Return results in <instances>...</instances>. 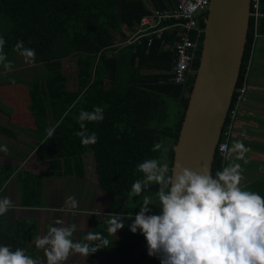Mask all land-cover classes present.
Wrapping results in <instances>:
<instances>
[{"label": "trees", "instance_id": "1", "mask_svg": "<svg viewBox=\"0 0 264 264\" xmlns=\"http://www.w3.org/2000/svg\"><path fill=\"white\" fill-rule=\"evenodd\" d=\"M146 1L158 8L176 3V0H0V37L6 41L7 60L14 63L13 67L19 66V53L14 50L17 41H23L25 48L35 50V62H29L35 68L34 74L27 86V109L32 125L27 122L22 128L37 140L32 147L35 160L46 165L43 174H38L20 169L18 163L23 162L26 155L25 158L18 157L19 152L15 149L2 154L17 163L0 162V198H8V182L15 176L17 206L29 210L42 208L45 205L44 176L82 178L86 170L84 155L92 154L98 188L106 193L110 202L113 198L118 202L117 210L104 214L99 224L92 223L91 234L102 233L110 242L108 247L98 249L87 258L92 259L113 248L118 258L109 264H138L149 256L145 237L139 230L135 233L130 230L131 222L124 220L125 226L113 236L107 232L106 220L114 214L127 217L131 213V217H135L145 196L153 203L157 202L156 185L149 186L140 196H129L133 182L143 179L137 165L146 159L161 160L162 150L153 152L151 148L154 142L163 143L169 138L172 141L168 148L171 167L173 145L194 81V76L184 84L169 81L175 53L161 43L163 40L172 45L174 33L165 32L163 39L155 40L148 47L145 43L118 47L117 40L123 41L126 31L134 30L141 17L149 13ZM261 9L264 12V0ZM199 24L204 27V19L201 18ZM256 31L264 35V18ZM254 33L250 18L235 88L242 85L247 74ZM202 40L203 34L198 54ZM106 51H114L113 56L107 57ZM71 55L75 56L76 64L74 90L67 87V77L62 69V59ZM198 62L197 57L196 69ZM234 95L235 91L223 131L234 106ZM174 104L176 118L170 121L169 110ZM95 106L103 107L104 119L88 122L87 127L90 133L97 134L98 141L83 146L80 138L74 135L79 130L77 117L81 110L91 111ZM16 107L9 105L7 113L16 112ZM48 127H55V132L47 141L45 129ZM0 134L10 139L18 138L15 128L2 123ZM222 168L223 159L215 151L211 165L213 175ZM243 189L264 197V179L249 182ZM148 207V214H160L158 206L149 204ZM12 209L0 216V246H10L13 251L23 249L38 261L45 254L37 247V220L15 218ZM87 243L95 245L98 241ZM138 245L144 251L134 256L132 249Z\"/></svg>", "mask_w": 264, "mask_h": 264}, {"label": "clouds", "instance_id": "2", "mask_svg": "<svg viewBox=\"0 0 264 264\" xmlns=\"http://www.w3.org/2000/svg\"><path fill=\"white\" fill-rule=\"evenodd\" d=\"M6 41L0 37V64L11 71L12 62L4 53ZM14 50L23 55L26 62H35V50L25 48L17 41ZM83 95V93H81ZM104 109L95 106L91 111L81 110L77 117L79 130L74 132L83 146L97 143L95 132H89L88 122H101ZM46 140L53 137L55 127H48ZM234 148L238 159H244L249 151L240 142ZM168 149L162 142H154L151 151ZM0 151L7 152L6 145ZM247 162V161H245ZM143 179L131 185L129 196H140L151 185H156L157 202L145 196L140 211L135 215L130 230H139L146 239L149 256L160 258L161 264H264V197L241 187L242 168L232 163L213 175L207 165L194 171L176 163L174 168L158 158L146 159L137 165ZM71 199V198H70ZM73 208L76 201L71 199ZM149 204L158 206L160 214H148ZM12 201L0 198V216L13 208ZM127 217L111 215L107 220V232L115 235L123 228ZM62 221L57 220L56 224ZM75 226L49 225L47 234L37 241L44 248L47 264H62L70 254L89 256L100 248H106L109 240L102 233L89 234L85 241H98L95 245L74 242ZM0 264H37L25 250L0 246Z\"/></svg>", "mask_w": 264, "mask_h": 264}, {"label": "rangeland", "instance_id": "3", "mask_svg": "<svg viewBox=\"0 0 264 264\" xmlns=\"http://www.w3.org/2000/svg\"><path fill=\"white\" fill-rule=\"evenodd\" d=\"M264 40V38H262ZM12 62V61H11ZM251 63V62H250ZM249 63V65H250ZM17 64L19 65V69L22 70L23 74L20 76L18 73V69L11 70L9 74L8 72H4V67L0 66V76H11L10 74L14 72L12 75L17 77L18 75L20 78H16L13 81L8 83L7 85H1V92H0V123L5 124L7 126L13 127L18 132L17 139H10L6 138L5 136L0 134V146L6 145L8 148L7 152L1 151V154H7L12 149H15L19 152L16 154L18 157L26 155L21 167L23 166L24 169H31L37 172H44L46 169V165L41 162H37L35 160L34 151L32 147L37 143L36 138L31 133H26L22 127H24L27 122H30L32 125V121L30 119V113L27 109V100H28V79L33 76L34 73H31L30 70L32 68L29 62H26L23 55H18ZM12 65L14 63L12 62ZM62 69L64 74L67 77V87L71 90L76 89V64H75V56L71 55L62 59ZM257 74L264 73V62H260L257 66H254L252 70H250V74L247 72L246 76H255V72ZM21 73V71H20ZM8 86V87H7ZM13 95V96H11ZM11 98H16V100H11ZM16 101V102H15ZM15 104L18 108L15 112L7 113L6 108L9 105ZM176 105L174 104L173 109L169 110V119L173 121L176 118ZM28 120V121H27ZM164 146L168 149L169 146L172 144V141L169 138H166L163 141ZM3 152V153H2ZM92 155V154H91ZM89 154L84 155L85 160V175L82 178H77L74 176H67V177H58V176H44V191H43V198L45 201V205L50 207L48 210V214L45 219V227L49 228V225L56 226V227H68V226H75V231L73 233L72 239L74 242H85L84 238L89 234V219L88 215L92 217L93 223L96 222L99 224L101 215L104 212L112 213L117 210V198H113V201L110 202L107 196L99 190L97 183H96V176L94 171V162L92 156ZM7 158V157H6ZM168 151L161 153V162L168 164ZM9 195L8 198L12 201L14 208L12 209V215L14 216L13 212L16 210L18 206H16L17 202V187L16 181L12 178V181L9 182ZM103 194V195H102ZM76 201V207L73 208L71 199ZM92 201V202H91ZM59 209H52L53 206H56ZM50 204V205H49ZM62 206V208H61ZM86 207H89L87 211ZM66 209V210H63ZM84 209V210H80ZM59 210L60 212L59 214ZM90 210V212H89ZM87 212L86 214H84ZM92 212H97L98 215L92 214ZM26 215L36 217L37 210L32 211H25ZM67 213V217H66ZM77 213L80 215H84L85 217L81 218L77 221ZM42 214L38 213L37 217L39 218L40 222L42 220ZM16 215L17 212H16ZM52 215V216H48ZM124 217V216H123ZM135 217H131V219H124L129 222H133ZM62 221L60 224H56V221ZM77 221V224L73 223ZM42 223V222H41ZM93 225V224H92ZM83 226V227H80ZM78 227V228H76ZM39 232L41 233L37 237V241L43 238L47 231L41 229L39 225ZM81 228H84L85 232L80 231ZM92 229V226H91ZM90 229V234H91ZM118 231V230H117ZM117 234V232H116ZM115 234V235H116ZM39 251L44 252V248L38 247ZM40 251V252H41ZM144 251L143 247L138 245L132 249L133 255L138 256ZM42 253V252H41ZM45 254V253H44ZM118 258L113 248L105 251L104 253L98 254L92 259L82 256L80 254H70L66 261H63L62 264H109L115 261ZM37 264H47L46 256L40 258L37 261ZM138 264H161L160 258L157 256H148L146 259H143Z\"/></svg>", "mask_w": 264, "mask_h": 264}, {"label": "water", "instance_id": "4", "mask_svg": "<svg viewBox=\"0 0 264 264\" xmlns=\"http://www.w3.org/2000/svg\"><path fill=\"white\" fill-rule=\"evenodd\" d=\"M250 0H210L199 62L173 145V161L211 170L239 74L249 25ZM170 167V168H171Z\"/></svg>", "mask_w": 264, "mask_h": 264}, {"label": "built area", "instance_id": "5", "mask_svg": "<svg viewBox=\"0 0 264 264\" xmlns=\"http://www.w3.org/2000/svg\"><path fill=\"white\" fill-rule=\"evenodd\" d=\"M210 0H176L171 7H149V13L139 20V24L132 31H126L123 41L117 40L119 48L129 45H145L148 47L157 39H163L164 33H174L175 38L172 45L166 44L162 40L164 48L174 50L175 57L170 68L169 81L174 84H184L196 73L194 67L195 60L199 58L198 46L200 36L204 32V27L199 24L200 19H205ZM262 0H250L249 19L253 21L255 27L254 37L262 34L257 33L256 27L264 18L261 9ZM201 51V49H200ZM114 51H106L107 57H112ZM102 52L100 51L99 54ZM246 86L242 84L235 89L234 106L230 109L229 122L221 134L216 151L224 160L231 148L228 144V134L233 124V119L237 113L238 106L245 101Z\"/></svg>", "mask_w": 264, "mask_h": 264}, {"label": "crops", "instance_id": "6", "mask_svg": "<svg viewBox=\"0 0 264 264\" xmlns=\"http://www.w3.org/2000/svg\"><path fill=\"white\" fill-rule=\"evenodd\" d=\"M146 4L148 7L152 6L149 1H146ZM262 38H264V35H261L255 38L254 43L252 45V51H251L250 59H249V63L250 62L251 63L250 65L248 64V69H247V72L249 74H250V70H252L254 66H257L258 64H260V62H264V40ZM0 66H3V65L0 64ZM14 69H18V73L20 76L23 74L22 70L19 69V66L17 67L12 66L11 70H14ZM34 69L35 68L32 67L30 72L34 73L33 72ZM4 72H8L7 74H9L11 71H7L4 69ZM254 72H255V76H244V80L242 84L246 86V91H245L246 99L237 108V113L235 114L232 127L228 134V144L231 150L227 154L225 159L223 160V167H226L232 163H239L241 165V168H242L241 187L242 188L249 182H253L254 180L257 181L262 178L264 179V73L256 75V73L258 72L256 71ZM13 73L14 72L10 74L11 76H0V82H1L0 87L1 85H7V84H10V86H12L13 84L4 83V82H10L16 78H20L19 75L17 77H14V75H12ZM30 79L31 77L28 80ZM0 91H1V88H0ZM235 142H240L249 149V151H247L244 154V159L237 158L238 153L234 148ZM0 162L17 163V161L9 157L6 158V156L2 154L0 155ZM22 163L23 162L18 163L20 165V169H24L23 166L21 167ZM26 170H31V169H26ZM31 171H34V170H31ZM34 172L38 174H43L42 172H37V171H34ZM12 178L15 180V176H13ZM12 178L10 181H12ZM9 182H8V186H9ZM99 190L102 191L100 188ZM102 193L104 192L102 191ZM104 194L106 195V193ZM107 198L110 201V198L108 196ZM18 201L19 199L17 195L16 204H18ZM58 205L59 204H57L56 206H53L52 209H59L57 207ZM47 206L44 205L42 208L31 209V210L27 208L18 207L17 211L15 210L13 214H15L14 215L15 218L27 217V218H33L37 220L38 227L40 225L41 229L43 230L45 229L48 232V228H47L48 225L45 227V224H44L46 216L48 214V210L50 208ZM88 209L89 207H86L85 211H87ZM27 210L29 211L37 210V214L43 212L42 220H41L42 223L37 217V214H36V217H32V216L28 217V215L24 213ZM63 210H66V209L63 208ZM80 210H84V209L80 208ZM16 212L18 215H16ZM60 212L62 211L59 210V214ZM86 213L87 212H85L84 214ZM107 213L109 212H104L101 216L103 217V215ZM92 214L98 215L97 217L99 218V214L97 212L95 213L92 212ZM48 216H52V215H48ZM87 216L89 219V226H88L89 233L88 234H90V229H91L93 220L90 215L87 214ZM66 217H67V213H66ZM82 217L84 218L85 216L77 213V221L80 220ZM77 221L73 223L77 224ZM80 227H83V226H80ZM81 231L85 232L84 228H81L80 231H78V234ZM40 234L41 233L39 232V228H38V236ZM113 236H116V235H113ZM85 242H89V241H85Z\"/></svg>", "mask_w": 264, "mask_h": 264}, {"label": "bare ground", "instance_id": "7", "mask_svg": "<svg viewBox=\"0 0 264 264\" xmlns=\"http://www.w3.org/2000/svg\"><path fill=\"white\" fill-rule=\"evenodd\" d=\"M228 112H229V110H228ZM228 114V113H227ZM227 116V115H226Z\"/></svg>", "mask_w": 264, "mask_h": 264}]
</instances>
